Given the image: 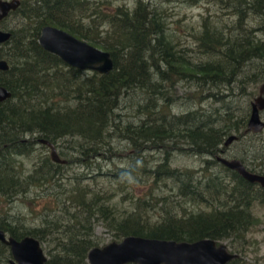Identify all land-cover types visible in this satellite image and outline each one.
I'll use <instances>...</instances> for the list:
<instances>
[{"label": "rangeland", "instance_id": "obj_1", "mask_svg": "<svg viewBox=\"0 0 264 264\" xmlns=\"http://www.w3.org/2000/svg\"><path fill=\"white\" fill-rule=\"evenodd\" d=\"M18 1L20 5L0 21V30L10 35V39L0 44V61L6 62L8 67L7 72L0 71V78L6 79L12 69L20 73L27 71V84L35 91L2 104L5 111L0 113V229L7 233L15 226L32 230L48 223L56 224L59 229L54 235L62 247L56 248L54 240L47 247L42 246L47 261L54 257L72 260L79 238L98 242L99 247L121 241L114 240L106 231L101 211L106 207L123 211L130 206L133 196H148V183L153 181L150 172L166 155L163 148L140 154L122 137L128 126L141 125L147 113L157 110L163 103L160 91L165 90V85L150 60L152 50L159 67L164 66L165 59L168 61L165 54L172 49L175 53L186 50L185 57L193 63L203 61L193 37L199 34L205 18L218 16L220 11L217 0H61L70 1V4L44 21L35 10L34 0ZM117 8L127 11L143 29L126 27L119 18L110 15ZM144 10L149 20L155 19L158 23L152 36L145 31L149 25L142 19ZM44 25L63 28L70 33L79 29L85 33L86 42L95 39L101 45L116 48V52L125 45L123 52H117V65L105 75L110 82L100 79L104 75L47 60L32 67L30 63L36 59L35 53L31 57L28 53L37 45L35 37ZM251 25L256 27L257 24L252 22ZM122 32L125 38H117ZM163 35L168 40L164 46L160 41ZM259 85L248 81L226 100V92L217 100L204 99L202 108L211 106L222 110L225 106L220 101L225 100L235 117L244 116L249 101L258 94ZM176 90L177 96L183 97L187 91L194 90V85L181 82ZM211 93L216 91L206 95ZM131 101L133 104L129 107ZM178 103L173 108L175 114L193 110V105ZM98 136L103 140L96 142ZM41 141L54 146L61 164L51 159L49 147ZM246 143L252 144L251 154L258 160L257 165L263 163L264 134L247 139ZM238 149L239 145L232 144L229 154H236ZM104 153L107 157L102 156ZM170 154L171 167L179 169L199 170L203 161L213 159L189 151L172 150ZM91 155L96 156L94 160L86 161L93 157ZM57 165L62 166L63 179L49 184L47 179ZM118 169L133 171L131 180L127 183L119 180L116 177ZM82 188L88 189V202L98 193L109 195L110 199L93 206V211L82 208L68 199V195ZM154 194L170 196L171 193L163 190ZM51 196L55 197L56 206L46 211L42 204ZM251 212L259 222L248 235L251 246L244 256L245 261L254 262L264 259V204H256ZM157 215L158 212L154 220ZM219 243L228 247L226 241ZM10 260L9 249L0 243V264H9ZM85 264H88L87 259Z\"/></svg>", "mask_w": 264, "mask_h": 264}, {"label": "trees", "instance_id": "obj_2", "mask_svg": "<svg viewBox=\"0 0 264 264\" xmlns=\"http://www.w3.org/2000/svg\"><path fill=\"white\" fill-rule=\"evenodd\" d=\"M217 3L220 11L218 16L205 18L199 34L193 37L196 51L204 58L203 61L193 63L185 57L186 50L175 53L172 49L165 54L168 61L165 59L164 66L159 67L153 55L155 51L152 50L150 60L165 85V90L160 91L163 103L157 110L148 112L146 121L141 125L128 126L122 137L130 142L131 149L137 150L140 154L145 150L163 148L166 155L155 170L150 172L153 181L148 183L150 187L148 196L145 198L131 196L127 209L120 211L116 207H106L101 214L105 222L104 228L117 241L127 236L176 242H195L200 239H211L217 243L226 241L231 252L239 256L228 264H264V259L249 262L245 261L244 256L251 246L248 235L259 222L251 210L256 204H264V189L257 184L244 181L235 172L218 163L214 157L222 149L225 138L245 128L246 114L235 117L228 106V101H225L227 96L233 97L235 90L237 88L241 90V86L248 81L255 84L264 82V0H217ZM69 4L70 1L34 0L35 10L42 15L44 21L52 19V13L64 11ZM110 15L119 18L126 27L143 29L122 8H117L115 13ZM142 19L149 25L145 29L146 33L152 36L155 24L158 23L155 19L149 20L145 10ZM252 22H256V27L251 25ZM68 33L80 40L85 41L87 38L79 29ZM36 36L37 45L35 44L33 50L28 53V57L34 56L35 53L36 59L30 65L38 67L37 63L45 60L57 65L63 64L59 58L40 47L38 43L40 32ZM134 36L138 37L136 30ZM117 38H125V32L120 33ZM160 41L162 46L168 42L164 35ZM87 43L110 53L114 68L117 65V52L121 53L125 48L123 45L116 52L114 50L116 48L101 45L95 39ZM27 73L12 69L6 79L0 78V86L7 88L12 93V98L22 94H34V87L27 84L29 77ZM100 79L106 83L110 82L109 77L105 75ZM147 82L148 79L145 83ZM181 82L192 83L194 90L187 91L183 97H178L176 89ZM115 85L117 90H120V86L114 83ZM212 90L216 93L206 95ZM223 92L228 94L225 100L220 101L225 106L222 110L211 106L202 108L204 99L217 100L224 97L221 94ZM179 101L181 104L184 102L193 105V110L175 114L173 108ZM132 104L131 101L128 106ZM2 111H5V108L0 105V113ZM51 123L54 124V121ZM101 137H96L95 141H102ZM172 150L189 151L213 159L203 161V166L199 170L174 168L171 167ZM103 155L107 157L106 153ZM91 156L93 157L85 160L92 162L96 156ZM61 168L60 165L56 166L52 176L47 179L49 184H55L63 179L60 174ZM117 171L116 177L119 180L125 183L131 180L133 171L122 169ZM134 184L141 187L137 183ZM163 190L171 193L170 196L154 194ZM88 193L86 188L77 189L75 193L68 195V199L90 210L96 204L110 199L109 195L98 193L88 202L86 199ZM50 198L47 203L42 204L46 211H51L56 206L55 197ZM156 212L158 215L154 220ZM77 224L79 225L78 222ZM81 228L87 231V228L82 226ZM58 229V225L49 223L43 228L32 230L15 226L7 230L6 234L16 240L33 237L44 248L54 240L58 248L62 245L54 235ZM94 247H99V243L79 238L72 260L54 257L52 260L48 259L46 264H85L89 250Z\"/></svg>", "mask_w": 264, "mask_h": 264}, {"label": "water", "instance_id": "obj_3", "mask_svg": "<svg viewBox=\"0 0 264 264\" xmlns=\"http://www.w3.org/2000/svg\"><path fill=\"white\" fill-rule=\"evenodd\" d=\"M19 5L18 0H0V21ZM10 38L0 30V44ZM39 45L49 54L59 58L69 67L91 71L99 75H108L114 69L110 53L100 50L86 42L78 40L64 30L53 26H44L40 31ZM7 64L0 61V70H6ZM260 96L252 103V112L247 124V132H260L264 123L259 111L264 110V84L259 88ZM11 98V93L0 87V103ZM235 139L230 137L226 145ZM51 150V159L61 164L52 144L41 141ZM1 151V149H0ZM216 160L227 169L236 172L245 181L258 184L264 189V176L248 172L237 160ZM0 243L9 248L12 260L9 264H46L47 257L38 240L24 237L16 240L0 230ZM239 256L232 253L226 244L211 239L195 242H176L127 236L119 242H110L102 247H94L87 254L88 264H228Z\"/></svg>", "mask_w": 264, "mask_h": 264}, {"label": "flooded vegetation", "instance_id": "obj_4", "mask_svg": "<svg viewBox=\"0 0 264 264\" xmlns=\"http://www.w3.org/2000/svg\"><path fill=\"white\" fill-rule=\"evenodd\" d=\"M19 5H20V2H19ZM18 5V6H19ZM11 12V11H10ZM10 39V38H9ZM52 55V54H51ZM54 56V55H53ZM63 63V62H62ZM64 64V63H63ZM66 65V64H65ZM0 71H4V72H7L8 71V67L6 70H0ZM264 84V82L260 83L259 85V88L260 86ZM0 87H3V86H0ZM259 88H258V94L256 97H253L250 101H249V111L246 113V119H245V128L241 129L239 133L237 134H232V135H229L227 137V139H225L223 145H222V149L219 150V152L216 154L215 157V160L217 157H221L223 159H226V160H237V161H240L242 163V165L244 166V168L252 173V174H258V175H262L264 176V154L261 155V161L263 163H261L260 165H257L256 162H258V160L256 159V157H254L252 154H251V145L247 144L246 141L247 139H252V138H255L257 136H260L262 134H264V128L262 129V131L260 132H247V124H248V121L250 119V116H251V112H252V103L255 101V99H257L259 96H260V93H259ZM7 89V88H6ZM8 90V89H7ZM9 91V90H8ZM10 92V91H9ZM11 93V92H10ZM11 98H12V93H11ZM9 98V99H11ZM7 99V100H9ZM6 101V100H5ZM4 101V102H5ZM4 102H1L0 105H2ZM263 116H264V110H261L259 111V118L260 120L264 123V119H263ZM234 136L235 139L233 141H231L229 144L226 145V142L227 140ZM251 142V141H250ZM232 144H236V145H239V149L238 151L236 152V154L234 155H230L229 154V147L232 145ZM255 145V143H254ZM50 149V148H49ZM56 151V150H55ZM57 154V153H56ZM50 156H51V150H50ZM260 160V158H259ZM217 161V160H216ZM218 162V161H217ZM219 163V162H218ZM221 164V163H220ZM222 165V164H221ZM223 166V165H222ZM225 167V166H224ZM226 168V167H225ZM229 170V169H228ZM231 171V170H230ZM236 173V172H235ZM237 174V173H236ZM238 175V174H237ZM243 179V178H242ZM244 180V179H243ZM245 181V180H244ZM247 182V181H246ZM249 183V182H248ZM252 184V183H251ZM258 185V184H257ZM260 187V186H259ZM6 237L8 236V234H6ZM2 244V243H1ZM3 245V244H2ZM5 246V245H3ZM6 247V246H5ZM8 248V247H7ZM9 249V248H8Z\"/></svg>", "mask_w": 264, "mask_h": 264}, {"label": "bare ground", "instance_id": "obj_5", "mask_svg": "<svg viewBox=\"0 0 264 264\" xmlns=\"http://www.w3.org/2000/svg\"><path fill=\"white\" fill-rule=\"evenodd\" d=\"M127 3V2H126ZM8 17V16H7ZM246 25V24H245ZM59 29V28H58ZM62 30V29H61ZM68 33V32H67ZM73 36V35H72ZM251 36V35H250ZM260 36V35H259ZM76 38V37H75ZM78 39V38H77ZM78 40H80V39H78ZM82 41V40H81ZM83 42H85V41H83ZM39 43V42H38ZM87 43V42H86ZM89 44V43H88ZM41 47V46H40ZM42 48V47H41ZM43 49V48H42ZM44 50V49H43ZM45 51V50H44ZM202 54V53H201ZM196 56V55H195ZM199 62V61H198ZM68 66V65H67ZM72 68V67H71ZM85 72V71H84ZM252 106V105H251ZM48 147V146H47ZM1 230V229H0ZM39 242V241H38ZM40 246H41V244H40Z\"/></svg>", "mask_w": 264, "mask_h": 264}]
</instances>
